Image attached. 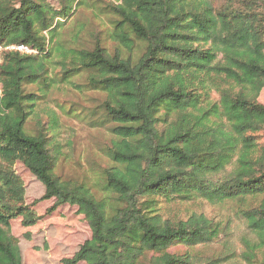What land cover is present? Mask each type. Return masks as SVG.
Returning <instances> with one entry per match:
<instances>
[{"label": "trees", "instance_id": "trees-1", "mask_svg": "<svg viewBox=\"0 0 264 264\" xmlns=\"http://www.w3.org/2000/svg\"><path fill=\"white\" fill-rule=\"evenodd\" d=\"M81 3L0 0V45L34 49L1 52L0 264H22L11 220L36 224L44 199H54L49 213L76 206L90 228L63 264H192L190 250L222 228L202 213L170 221L158 204L201 199L237 203L258 238L246 263L264 264V0H104L93 6L112 51L98 37L86 46L65 36ZM82 74L78 88L103 95L88 124L111 136L93 183L56 171L61 116L76 109L43 106ZM15 162L44 187L30 204Z\"/></svg>", "mask_w": 264, "mask_h": 264}, {"label": "rangeland", "instance_id": "rangeland-1", "mask_svg": "<svg viewBox=\"0 0 264 264\" xmlns=\"http://www.w3.org/2000/svg\"><path fill=\"white\" fill-rule=\"evenodd\" d=\"M48 1L59 7L58 0ZM96 1L82 0L70 19L64 22L63 30L67 37L77 33L76 44L91 46L94 38L98 37L112 51L114 43L108 39L109 21L105 14L93 6H103L101 4L104 0ZM83 78L85 74L73 78L71 84L53 88L43 106L57 109L58 105H62L66 110L70 106L76 109L73 117L61 116L59 139L63 145L64 156L56 171L65 178L93 183L97 180L99 167L107 166L108 158L104 151L111 136L104 128L88 124L87 109H94L103 95L96 91H81L78 87L84 82ZM258 100L264 102V88L260 91ZM258 135L260 134L257 133L256 138ZM14 169L23 182L26 202L30 204L40 198L44 193L42 183L22 163L15 162ZM53 203L54 199H44L34 206L41 219L32 226H22L20 218L11 220V231L18 238L22 264H63L62 259L72 257L79 246L90 237L89 225L76 206L63 204L50 213L47 212ZM248 203L251 201H245L244 205ZM159 206L160 213L170 221L184 220L192 213H202L219 223L222 228L219 238L213 243L197 246L192 250L177 245L171 251L183 253L190 250L193 254L192 264H247L246 257L252 245L258 242V238L248 228L246 220L238 215L236 202L210 204L203 199L174 200L162 202Z\"/></svg>", "mask_w": 264, "mask_h": 264}, {"label": "built area", "instance_id": "built-area-1", "mask_svg": "<svg viewBox=\"0 0 264 264\" xmlns=\"http://www.w3.org/2000/svg\"><path fill=\"white\" fill-rule=\"evenodd\" d=\"M4 49H15V50H18V51H21V52H26V53L34 52V49H32L31 47H28L27 45H24V44L9 45V46L0 45V60H1V52Z\"/></svg>", "mask_w": 264, "mask_h": 264}]
</instances>
